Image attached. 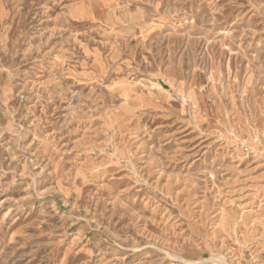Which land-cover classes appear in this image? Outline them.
Here are the masks:
<instances>
[{
	"label": "rangeland",
	"instance_id": "1",
	"mask_svg": "<svg viewBox=\"0 0 264 264\" xmlns=\"http://www.w3.org/2000/svg\"><path fill=\"white\" fill-rule=\"evenodd\" d=\"M0 264H264V0H0Z\"/></svg>",
	"mask_w": 264,
	"mask_h": 264
}]
</instances>
